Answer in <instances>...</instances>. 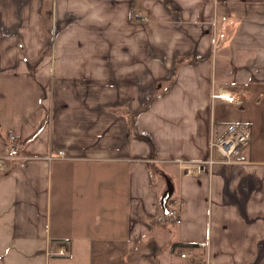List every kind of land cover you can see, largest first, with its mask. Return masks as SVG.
Instances as JSON below:
<instances>
[{
  "label": "crops",
  "instance_id": "obj_1",
  "mask_svg": "<svg viewBox=\"0 0 264 264\" xmlns=\"http://www.w3.org/2000/svg\"><path fill=\"white\" fill-rule=\"evenodd\" d=\"M0 264H264V0H0Z\"/></svg>",
  "mask_w": 264,
  "mask_h": 264
},
{
  "label": "built area",
  "instance_id": "obj_2",
  "mask_svg": "<svg viewBox=\"0 0 264 264\" xmlns=\"http://www.w3.org/2000/svg\"><path fill=\"white\" fill-rule=\"evenodd\" d=\"M237 93L219 91L217 94L212 96L213 99L225 102L227 104L241 103L243 99H238ZM10 147L7 153L9 160L21 161V166L25 162V158L19 155V146L15 137H10ZM250 140V129L245 124H229L223 128V130L216 136L211 138L210 150L215 151L220 156V161L226 164H238L241 157L247 148ZM148 159V158H146ZM214 161L210 158L207 161L180 164L181 168L185 171L186 175L195 176L199 175L201 170L207 166H211ZM182 203L176 199L174 201L169 200L167 203V214H162L158 223L161 226H175L180 221V209ZM194 253V252H193ZM59 256H63L64 252L62 249L58 251ZM191 253H182L181 259H189Z\"/></svg>",
  "mask_w": 264,
  "mask_h": 264
},
{
  "label": "water",
  "instance_id": "obj_3",
  "mask_svg": "<svg viewBox=\"0 0 264 264\" xmlns=\"http://www.w3.org/2000/svg\"><path fill=\"white\" fill-rule=\"evenodd\" d=\"M173 192H174V189H173L172 183L169 180H166V190L161 197V208H162L163 214L165 215L167 214V203L173 196Z\"/></svg>",
  "mask_w": 264,
  "mask_h": 264
},
{
  "label": "trees",
  "instance_id": "obj_4",
  "mask_svg": "<svg viewBox=\"0 0 264 264\" xmlns=\"http://www.w3.org/2000/svg\"><path fill=\"white\" fill-rule=\"evenodd\" d=\"M179 66H180V64L177 65V67L175 68L174 76L177 74V72H178V70H179ZM174 76H173V77H174ZM192 247H193V248H196L197 246H196V245H193Z\"/></svg>",
  "mask_w": 264,
  "mask_h": 264
},
{
  "label": "rangeland",
  "instance_id": "obj_5",
  "mask_svg": "<svg viewBox=\"0 0 264 264\" xmlns=\"http://www.w3.org/2000/svg\"><path fill=\"white\" fill-rule=\"evenodd\" d=\"M170 200L174 201V200H176V198H172V197H171V199H170Z\"/></svg>",
  "mask_w": 264,
  "mask_h": 264
}]
</instances>
